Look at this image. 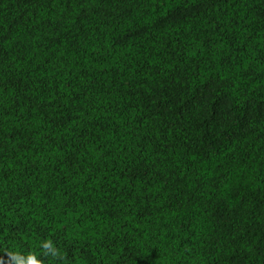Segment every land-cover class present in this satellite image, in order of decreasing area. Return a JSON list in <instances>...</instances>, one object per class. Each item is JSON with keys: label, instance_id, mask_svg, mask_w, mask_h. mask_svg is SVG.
Returning <instances> with one entry per match:
<instances>
[{"label": "trees", "instance_id": "1", "mask_svg": "<svg viewBox=\"0 0 264 264\" xmlns=\"http://www.w3.org/2000/svg\"><path fill=\"white\" fill-rule=\"evenodd\" d=\"M16 252L264 264V0H0V264Z\"/></svg>", "mask_w": 264, "mask_h": 264}, {"label": "clouds", "instance_id": "2", "mask_svg": "<svg viewBox=\"0 0 264 264\" xmlns=\"http://www.w3.org/2000/svg\"><path fill=\"white\" fill-rule=\"evenodd\" d=\"M40 247L42 249L43 256L54 259L61 258V253L51 240L42 241ZM12 259L14 264H42V261L37 258V254L35 253H30L25 256L19 252H16L13 253Z\"/></svg>", "mask_w": 264, "mask_h": 264}]
</instances>
